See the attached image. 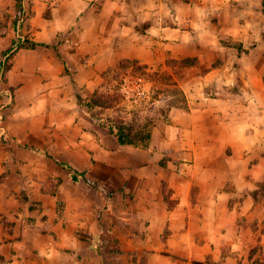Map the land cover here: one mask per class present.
Here are the masks:
<instances>
[{
	"label": "crops",
	"instance_id": "crops-1",
	"mask_svg": "<svg viewBox=\"0 0 264 264\" xmlns=\"http://www.w3.org/2000/svg\"><path fill=\"white\" fill-rule=\"evenodd\" d=\"M33 4L22 31L48 47L19 50L0 82V264H264V0H59L51 21ZM161 46L199 70L146 148L79 123L108 68ZM33 111L64 126L9 127Z\"/></svg>",
	"mask_w": 264,
	"mask_h": 264
},
{
	"label": "rangeland",
	"instance_id": "rangeland-1",
	"mask_svg": "<svg viewBox=\"0 0 264 264\" xmlns=\"http://www.w3.org/2000/svg\"><path fill=\"white\" fill-rule=\"evenodd\" d=\"M40 1L48 2L47 5L43 6L40 20L51 21L53 19L51 14V7L53 6H51V4L59 0ZM33 6V0H27V3H25L24 0H0V35L5 36L11 31L14 33L15 37L16 33H19L23 38L30 40L28 36L23 33L22 29L27 25V20L34 15V12L31 9ZM54 22H56L60 28H67L64 32V34L66 33V36H64L63 39H68L70 41L71 30L75 23L74 20L71 19L68 14L57 13ZM114 22L115 21L111 18L110 20L101 19L96 26L108 27V25H110L113 28L115 26ZM223 22L224 26L227 27V31L231 32L230 27H233V24L228 20ZM201 38H204V36H201ZM129 40L133 39L129 38ZM221 42L230 46H237L232 37L223 36L221 37ZM140 44H144L143 46L147 45L145 41H140ZM162 49L161 46V53H159V57L155 58L153 62L148 61L144 64L140 63V61L125 59L120 60L117 63V67L108 68L102 75L103 81L96 84L95 90L113 96L114 100L109 104L110 108H93L91 109L90 114L88 113L86 116L84 115V117H87L88 119L84 118L83 120V116H81L82 121H79V123L87 124L89 123L88 121H92L93 119L95 120V123L100 125L101 123H104L105 119L108 117H118L123 119L126 124L133 126V129L135 130L144 126L149 129L150 132L154 126L164 123L167 120V111L171 105L178 106L181 104L182 91L188 89L189 86L193 88L194 85L191 81L199 70L197 69L199 68V63L197 57L171 56L162 53ZM143 58L147 59L148 57L144 54ZM0 98L2 97L0 96ZM89 98V96L86 98H80L81 101H79V105L81 106V109L85 110L84 106ZM1 101V105L5 106H9L11 103V99H1ZM44 102L46 109L53 106L51 105V101L43 100L42 103ZM55 102L57 103L58 101ZM29 115L31 121L26 122L25 124L12 122L9 127L17 125L24 128H31L36 131H47V129H51L53 126L62 125V123H60V117L55 114L47 115L40 112V115L38 116L36 115V112L33 111L29 113ZM90 116H92V118ZM62 126H64V124ZM45 133L41 135L45 137ZM95 133L97 134V132ZM146 147L147 142H145L144 147L138 146L137 148ZM165 154L166 156L163 159V162L170 153L166 151ZM79 173L75 172L77 176L82 177L78 175ZM50 185H52L53 188L55 186L51 182ZM53 188L49 190V193H52ZM261 188L264 190V182L261 185ZM47 198H50L51 201V197H44L42 200ZM19 201L25 203L27 202V197L21 196ZM41 201L38 200L37 203H42ZM57 203L60 204L61 202ZM253 259L254 260L250 262V264H263L258 259H255V257Z\"/></svg>",
	"mask_w": 264,
	"mask_h": 264
},
{
	"label": "trees",
	"instance_id": "trees-1",
	"mask_svg": "<svg viewBox=\"0 0 264 264\" xmlns=\"http://www.w3.org/2000/svg\"><path fill=\"white\" fill-rule=\"evenodd\" d=\"M37 46L48 47V45L46 44H40L25 39L19 33H16V39L12 41L11 45L0 55V82L4 80L5 73L10 67V60L19 50L34 49ZM78 100L81 101L80 98H78ZM113 100V96L95 90L90 96V98L87 100L84 108L87 110V113L90 114V111L93 108H110L109 104L113 102ZM90 117L92 118V116ZM100 126L105 128L107 132L116 140L118 145L121 147H144L145 142H147L150 138V130L146 127H139L137 130H135L133 129V126L126 124L123 119L118 117H108L105 119L104 123L100 124ZM63 166L71 171L70 167L66 165ZM70 175L73 181L78 180V177L75 172L71 171ZM78 175L83 176V173H79Z\"/></svg>",
	"mask_w": 264,
	"mask_h": 264
}]
</instances>
